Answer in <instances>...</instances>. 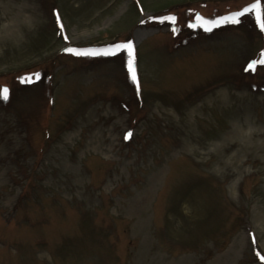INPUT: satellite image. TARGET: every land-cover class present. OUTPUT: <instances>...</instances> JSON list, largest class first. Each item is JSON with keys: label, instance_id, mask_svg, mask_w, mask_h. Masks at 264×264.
Segmentation results:
<instances>
[{"label": "rangeland", "instance_id": "1", "mask_svg": "<svg viewBox=\"0 0 264 264\" xmlns=\"http://www.w3.org/2000/svg\"><path fill=\"white\" fill-rule=\"evenodd\" d=\"M256 3L0 0V264H264Z\"/></svg>", "mask_w": 264, "mask_h": 264}, {"label": "snow or ice", "instance_id": "2", "mask_svg": "<svg viewBox=\"0 0 264 264\" xmlns=\"http://www.w3.org/2000/svg\"><path fill=\"white\" fill-rule=\"evenodd\" d=\"M253 11H264V6H262L260 3H256V4H254V5H252V6L248 7V8H245L241 12L235 13L234 16H226V17H224V21L227 22L229 20H232L234 23H239L240 21H239L238 17L243 16L247 12H253ZM257 19H261V16L258 15L257 16ZM161 22H163V21H161ZM171 22L172 23H175L176 22V18L175 17H172L171 18ZM205 23H210V24H214L216 26H219V23L220 22L219 21H206ZM261 27L264 28V21L261 22ZM206 30L211 31V28H208ZM118 47H121V48H123V47H129L130 48L131 45H128V46H118ZM113 54H115V53H113ZM260 63H264V60L260 61ZM130 71L133 72V77L132 78H133V80L135 82H137V88H139L138 81H136V76H135V73H134V69H132L131 65H130ZM4 91H5V93L7 92L6 89ZM130 135L131 134L129 133V136Z\"/></svg>", "mask_w": 264, "mask_h": 264}]
</instances>
